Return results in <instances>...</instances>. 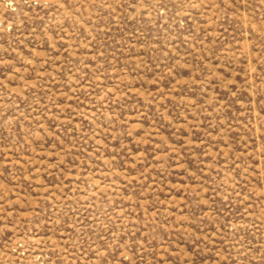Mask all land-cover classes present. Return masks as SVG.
Returning a JSON list of instances; mask_svg holds the SVG:
<instances>
[{
    "label": "rangeland",
    "instance_id": "374dc122",
    "mask_svg": "<svg viewBox=\"0 0 264 264\" xmlns=\"http://www.w3.org/2000/svg\"><path fill=\"white\" fill-rule=\"evenodd\" d=\"M0 264H264V0H0Z\"/></svg>",
    "mask_w": 264,
    "mask_h": 264
}]
</instances>
